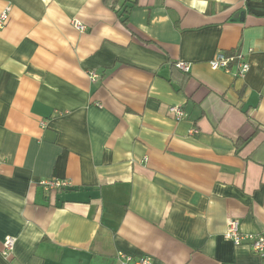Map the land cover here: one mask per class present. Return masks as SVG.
Returning a JSON list of instances; mask_svg holds the SVG:
<instances>
[{
  "label": "crops",
  "instance_id": "obj_1",
  "mask_svg": "<svg viewBox=\"0 0 264 264\" xmlns=\"http://www.w3.org/2000/svg\"><path fill=\"white\" fill-rule=\"evenodd\" d=\"M7 10L0 264H264L225 238L231 219L264 236V2L0 0ZM218 53L249 72L213 70ZM51 179L70 186L48 193Z\"/></svg>",
  "mask_w": 264,
  "mask_h": 264
},
{
  "label": "built area",
  "instance_id": "obj_2",
  "mask_svg": "<svg viewBox=\"0 0 264 264\" xmlns=\"http://www.w3.org/2000/svg\"><path fill=\"white\" fill-rule=\"evenodd\" d=\"M257 1L264 2V0ZM8 16V10L0 15V28L5 25ZM75 27L81 32L86 31V26L82 25L81 23H75ZM233 61H238V75L240 77H244L249 72L250 65L247 62L243 61V56L241 53H238L235 56H227L223 53H218L216 57L210 62V66L213 70L223 69L229 72L230 65ZM176 67L183 73H189L191 70V65L182 61L177 62ZM91 77L93 80H96L99 78V75L97 73L92 72ZM170 111L176 115L178 120L182 119L185 116V113L178 107H172ZM41 184L48 193L58 191L60 189H65L70 186V182L68 181H61L55 179L42 181ZM240 227V221L238 219H231L229 221L228 228L225 233V238L229 241H232L236 246H240L244 242H248L251 247V250L254 253L260 255L261 257H264V236L260 234L246 235L241 232ZM14 243L15 241L12 238L6 239L4 243V250L2 251V255L4 257L10 256V252L14 248ZM117 260L119 261V264H154L152 258L149 256H141L135 258L124 253H119L117 255Z\"/></svg>",
  "mask_w": 264,
  "mask_h": 264
},
{
  "label": "trees",
  "instance_id": "obj_3",
  "mask_svg": "<svg viewBox=\"0 0 264 264\" xmlns=\"http://www.w3.org/2000/svg\"><path fill=\"white\" fill-rule=\"evenodd\" d=\"M104 1V3H108V0H103ZM126 13H128L126 10L122 13V15L121 16H119L121 19H122V23L123 24H127V22H128V17L126 16ZM174 66L176 67V63L174 64ZM177 68V67H176ZM178 69V68H177ZM179 70V69H178ZM180 71V70H179ZM181 73H183L182 71H180ZM185 76H187V74H189V73H183Z\"/></svg>",
  "mask_w": 264,
  "mask_h": 264
},
{
  "label": "water",
  "instance_id": "obj_4",
  "mask_svg": "<svg viewBox=\"0 0 264 264\" xmlns=\"http://www.w3.org/2000/svg\"><path fill=\"white\" fill-rule=\"evenodd\" d=\"M240 16H241L240 14L239 15H236L235 16V19H239Z\"/></svg>",
  "mask_w": 264,
  "mask_h": 264
}]
</instances>
